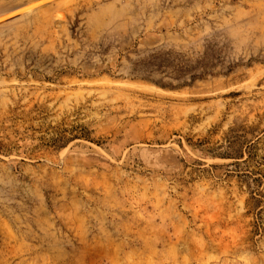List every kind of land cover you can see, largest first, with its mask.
Wrapping results in <instances>:
<instances>
[{"label":"rangeland","instance_id":"obj_1","mask_svg":"<svg viewBox=\"0 0 264 264\" xmlns=\"http://www.w3.org/2000/svg\"><path fill=\"white\" fill-rule=\"evenodd\" d=\"M0 264H264V0H0Z\"/></svg>","mask_w":264,"mask_h":264}]
</instances>
